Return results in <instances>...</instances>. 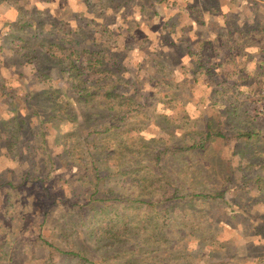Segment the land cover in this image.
Instances as JSON below:
<instances>
[{"label": "rangeland", "instance_id": "obj_1", "mask_svg": "<svg viewBox=\"0 0 264 264\" xmlns=\"http://www.w3.org/2000/svg\"><path fill=\"white\" fill-rule=\"evenodd\" d=\"M85 2L0 0V264H264V0ZM71 50L139 111L75 100Z\"/></svg>", "mask_w": 264, "mask_h": 264}, {"label": "trees", "instance_id": "obj_2", "mask_svg": "<svg viewBox=\"0 0 264 264\" xmlns=\"http://www.w3.org/2000/svg\"><path fill=\"white\" fill-rule=\"evenodd\" d=\"M200 45V44H199ZM195 45L194 50L191 51L190 54H193L194 59H191L190 61L196 63L198 60L200 54H197L198 48ZM95 51H89V50H82V51H77V50H71V55L76 56V58H79L80 60H84V66L80 65L77 66V62H75L76 59H68L69 62L67 63V70L66 72L68 75L75 80L77 83L75 85L77 89V96L75 97V100H78L80 103H83L84 105H87L89 107H99L102 109L106 110H112V111H125L124 114H127V111H139L138 104H137V99L134 97L133 93H129L128 91H119L117 90V82L119 80H122V77H115L111 78L110 74L112 75L113 73L109 72L106 70V68L103 67L104 62H102L101 59H98L96 57ZM253 53V52H252ZM189 54V53H188ZM254 54V53H253ZM258 55V53H257ZM252 57V55H251ZM219 60V59H217ZM248 60V59H246ZM251 62L254 64V67H257L258 69H263L264 68V59H250ZM205 62V60H203ZM218 64L220 65L224 61L223 59L219 60ZM231 59L224 61L226 66V63H230ZM217 64V65H218ZM100 66L103 68L100 69ZM209 69V75L210 77H213L217 74L215 70L216 64L214 63H208L207 66ZM98 74H102V77H98ZM103 79V82L100 84H97V82ZM197 79L194 77L191 79V84H196L195 82ZM127 82V81H126ZM208 82V81H207ZM135 84L137 85L138 82L135 81ZM206 84V83H205ZM208 85L212 84L211 81L207 83ZM206 84V85H207ZM136 95V93H135ZM254 96L257 100H263L264 102V89H259L254 93ZM52 101V100H51ZM54 104L53 108H54ZM61 110V108H58ZM53 118V117H51ZM112 123L110 122L107 126L104 127V130L108 132L111 128H116L115 122L119 121V116L118 115H113L111 118ZM138 127H127L125 129V132L129 131H134ZM252 132L250 131H242L237 133L235 136L236 137H242L245 136L247 138H250L253 136L251 135ZM188 135L190 137V143H186L182 146L175 147L173 151H179V150H191V149H203L205 146L208 144V142L214 138V137H224L225 135L221 133L220 130L215 131L210 127L209 122H205L204 129L201 130L199 133H196L194 130L193 131H187L184 133V136ZM107 138V136H105ZM63 139H65L63 137ZM42 143L43 140H40ZM39 143V142H38ZM67 146V143L65 144ZM101 149H104L103 147H99ZM167 150H172V149H162L157 151L156 156L159 157L160 154H164ZM43 151V150H42ZM45 152V151H44ZM46 153V152H45ZM43 160H46L45 154H42ZM48 161L50 160V155L47 153L46 154ZM81 158V156H80ZM130 180H135L133 177L130 178ZM3 184H7L8 186L11 185L9 182H5ZM108 222V220H106ZM42 244L50 246V243L46 241H42ZM67 254L71 255H76L78 252H70L67 251ZM83 258L84 257H80ZM87 261L86 259H84Z\"/></svg>", "mask_w": 264, "mask_h": 264}, {"label": "crops", "instance_id": "obj_3", "mask_svg": "<svg viewBox=\"0 0 264 264\" xmlns=\"http://www.w3.org/2000/svg\"><path fill=\"white\" fill-rule=\"evenodd\" d=\"M69 1H70V0H65V2H66V5H65V6H66V7H68V6L70 7V6H72V3L68 4ZM91 1H92V2H91ZM102 1H103V0H86L85 4H86V3H87V5H90L91 3H92V4H94V3H98V4H100V3H103ZM153 3H154V2H153ZM84 7H85V6H84ZM84 10H85V9H82L83 15H85V14H84ZM115 11H117V10H115ZM87 12H88V11H87ZM88 13H89V12H88ZM113 14H114V13H113ZM118 15H119V12L117 11V12H116V17H117ZM262 259H263V260H262ZM259 261H261V263H264V256H261V258H260Z\"/></svg>", "mask_w": 264, "mask_h": 264}]
</instances>
